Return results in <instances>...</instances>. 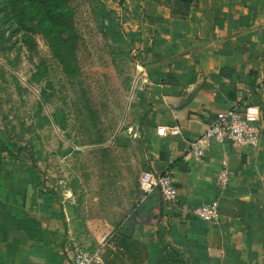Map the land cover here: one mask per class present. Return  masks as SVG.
<instances>
[{
  "label": "crops",
  "instance_id": "1",
  "mask_svg": "<svg viewBox=\"0 0 264 264\" xmlns=\"http://www.w3.org/2000/svg\"><path fill=\"white\" fill-rule=\"evenodd\" d=\"M118 1L139 66L138 121L130 124L138 163L167 171L177 195L166 202L156 189L141 188L139 202L119 220L87 214L53 193L43 156L29 155L25 141L14 150L0 138V264H69L76 244L93 249L109 234L114 246V232L125 238L103 247L105 263L115 255L129 264L134 242L141 250L133 264H264V0H195L184 18L154 0ZM239 102L259 108L258 145L211 140L193 160L188 141L216 110ZM171 125L179 132L170 134ZM222 158L229 175L219 188ZM212 199L215 219L188 212Z\"/></svg>",
  "mask_w": 264,
  "mask_h": 264
},
{
  "label": "rangeland",
  "instance_id": "2",
  "mask_svg": "<svg viewBox=\"0 0 264 264\" xmlns=\"http://www.w3.org/2000/svg\"><path fill=\"white\" fill-rule=\"evenodd\" d=\"M63 1L70 27L61 34L71 39L73 75L35 20L0 0V138L14 150L25 141L29 155L44 157L40 165L49 168L57 197L119 220L141 194L137 134L130 126L138 112L137 57L122 33L120 1ZM131 245L136 256L129 264L141 250ZM106 261L122 264V257Z\"/></svg>",
  "mask_w": 264,
  "mask_h": 264
},
{
  "label": "built area",
  "instance_id": "3",
  "mask_svg": "<svg viewBox=\"0 0 264 264\" xmlns=\"http://www.w3.org/2000/svg\"><path fill=\"white\" fill-rule=\"evenodd\" d=\"M259 108L249 102L234 103L214 112L206 128L188 141L187 150L190 157L199 161L203 158L205 146L209 141L228 142L233 148L243 146H257ZM156 133L164 134L163 126L155 128ZM170 134L179 132L176 125L167 129ZM229 166L226 158L220 160V168L216 174L215 182L219 188H224L228 182ZM138 183L146 191L156 189L161 200L173 201L177 195L176 186L167 171L152 172L141 170L138 174ZM188 212L196 217L213 220L218 214V201L212 199L192 206ZM109 236L102 240L93 249H88L76 244L70 257L69 264H106L102 256L103 247L114 246L109 241Z\"/></svg>",
  "mask_w": 264,
  "mask_h": 264
},
{
  "label": "trees",
  "instance_id": "4",
  "mask_svg": "<svg viewBox=\"0 0 264 264\" xmlns=\"http://www.w3.org/2000/svg\"><path fill=\"white\" fill-rule=\"evenodd\" d=\"M17 4L26 14L35 20L36 26L45 37L48 46L58 58L68 75H73L70 59L72 51L71 39L61 34L62 30H69L62 11L67 10L63 0H9ZM168 8L169 15L175 18L187 16L195 0H154ZM61 14V15H60ZM69 68V69H67ZM74 69V68H73ZM125 236L120 233L112 234L114 246L122 243Z\"/></svg>",
  "mask_w": 264,
  "mask_h": 264
}]
</instances>
